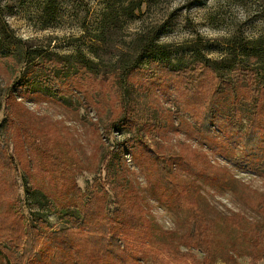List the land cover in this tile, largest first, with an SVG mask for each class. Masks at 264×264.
I'll use <instances>...</instances> for the list:
<instances>
[{"label":"rangeland","instance_id":"1","mask_svg":"<svg viewBox=\"0 0 264 264\" xmlns=\"http://www.w3.org/2000/svg\"><path fill=\"white\" fill-rule=\"evenodd\" d=\"M104 2L0 0V32L17 53L0 58V264H29L31 245L76 229L91 191L93 207L114 216L115 183L126 182L155 234L145 239L152 251L127 254L133 264H264V92L229 70L212 99L216 78L190 66L196 48L231 65L236 41L264 33V0H144L96 38ZM145 44L188 68L154 67ZM55 55L90 60L96 71V63L137 65L136 87H115L111 74L88 83L86 71ZM209 102L222 120L204 116ZM129 105L150 116L132 117L144 152L126 150L134 127L112 118ZM163 163L173 173L160 178ZM84 249L93 263L96 243Z\"/></svg>","mask_w":264,"mask_h":264},{"label":"trees","instance_id":"2","mask_svg":"<svg viewBox=\"0 0 264 264\" xmlns=\"http://www.w3.org/2000/svg\"><path fill=\"white\" fill-rule=\"evenodd\" d=\"M143 4L144 0H105L100 14V24L102 25L100 33L96 38L103 36V34L109 30L110 27L115 29V26H117L116 19L119 16H131L135 11H140ZM53 17V15H50V18L53 19ZM97 40L101 41V39ZM140 40L141 39H137L135 41L139 42ZM155 46H158V48L162 47L160 44H156ZM233 46L235 47L232 52L230 51V53L234 55L235 60H233L231 65H226L225 67H222L216 64L214 60L201 55L198 48H196L193 50V57L190 58V66L193 67L191 70L201 73L211 72L214 75L216 82L213 87H215L216 90L214 88L212 91V99L218 95V86L224 82L223 72H227L229 70L230 71L226 74L227 77L231 74H235L234 76L242 74V76L246 78L247 85L250 86L253 93L260 96L263 95L264 33L253 39L240 38L233 44ZM11 47L12 43L9 40L8 31H6L4 27V29L0 32V58L11 56L17 59V53L13 51ZM144 47L148 50V62L149 64H153L154 67H158L171 73L174 72L176 74L180 71H186L185 68L187 67V64L176 65L175 63H172L170 55L164 49L157 51L156 48H151L149 44H145ZM94 51L96 52V49H94ZM50 60H53L60 65L63 64L64 66H69L68 62L72 61V63H74V72H78L79 68H82L87 72L88 83L97 79V76L95 75L101 74L100 77H102L103 75L111 74L113 77L112 81L114 80V83H116L114 84L115 87L119 86L120 82L123 84V81L127 84H131L129 85V88H132V90L136 87V85H133V82L135 83L133 76L136 75L139 68L134 64L123 65L121 63L118 66L113 65L112 67L106 69L105 65H97L96 63L94 65L98 69L96 71L92 70L93 63L90 60H83L79 56L62 57L55 55L50 57ZM180 62L181 61H178V63ZM99 66L102 67L100 68ZM123 75L125 78L122 80L120 76ZM256 95L254 98L257 99L258 96ZM119 97L122 102L123 92L122 94L120 93ZM127 103H129V101ZM210 103L211 102H209V104ZM210 106L211 104L205 110L204 116L210 118L212 117L215 121L222 120L220 116L213 112ZM130 107L132 106L129 105L122 108V117L117 118L118 113H113L112 118L118 121L123 120L122 122L124 123L122 124H132L134 127V135L127 139L128 143L126 144V150L131 152L136 145H139V151L144 152L145 149L139 141L142 138L140 128H138L136 123L132 122H134L133 120L135 118H145L149 121L150 116L140 110H136L133 114H131ZM135 136H137L138 139H133ZM244 137L246 143H249L252 140L251 131L244 134ZM159 166L161 165L159 164ZM159 169L162 171L160 178L173 173L171 166L166 167L164 163L161 167H159ZM115 184L112 186H115V190L117 188L118 189L115 191L117 208L113 212L114 216L111 215L105 205L104 207H93L94 200L98 198L99 193L97 191L94 190L87 193V200L82 206L81 220L77 223L75 227L76 229H53L49 233L47 237L48 241L45 243L44 247H42V245V248L39 247L36 249V243L34 244V247L31 245L33 256L29 260V264H52V260L56 257L60 263L64 264H133L134 261L132 258L129 261L127 260L128 253L134 252L135 256L133 259H136L143 257L145 256V253L152 251L149 245H147L149 241H145V239L147 240L149 233L151 238L155 237V234H153L154 231H149L150 228H145V224L142 219V208H133V204L137 201L136 191H134L132 186V189H130L129 186L126 185L127 182L124 185L122 183ZM99 197L104 199L105 202L106 198L103 194ZM39 236L40 235H37V237ZM33 238L36 241V237ZM90 243H96L97 245V253L93 255V263H90L85 259L84 246ZM60 247H62V249H60L61 252L57 253L56 250H59Z\"/></svg>","mask_w":264,"mask_h":264}]
</instances>
